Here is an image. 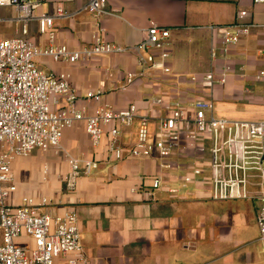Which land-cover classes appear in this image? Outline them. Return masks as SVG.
<instances>
[{
	"label": "crops",
	"instance_id": "crops-1",
	"mask_svg": "<svg viewBox=\"0 0 264 264\" xmlns=\"http://www.w3.org/2000/svg\"><path fill=\"white\" fill-rule=\"evenodd\" d=\"M86 2L45 0L35 9V16L52 13L58 4L63 7L65 15L54 18L52 40L38 31L35 20L27 24V37L40 46L65 44L78 48L91 42L94 34H100L104 40L132 46L145 37L147 25L154 22L170 30L173 51L165 68L139 69L135 55L128 53L99 56L74 64L38 57V67L46 73H68L71 85L80 96L79 102L84 101L82 97L88 90L102 86L104 93L99 104L119 110L135 103L143 113H154L157 109H150L151 97L162 94L165 104L172 105L203 93L197 88L198 83L192 81V76L204 72L210 63L212 65L208 47L218 45L206 26L232 22L239 9L248 10L254 21L253 6H240L252 4L251 0H107L105 9L108 13L98 17L86 9ZM6 9H12L13 15L0 14V18L15 16L14 8L9 6L0 7V12ZM258 24L261 27L253 32L264 33L259 30L264 23ZM10 25L1 26L5 36L14 33L15 25L12 24L13 28ZM253 32L250 33L253 35ZM252 35L251 38L243 37L227 54L218 50L213 61L216 71L219 72L226 62L232 63L231 66L235 62L242 63L241 67L248 71L253 66L248 52ZM128 71L135 72V79L121 90ZM235 74L232 68L226 81L213 87L212 99L220 114L247 117L253 109H236L234 103L225 99V96H231L232 90L238 89L235 86L244 83L238 82ZM197 91L200 94H196ZM96 105L95 102H86V114L91 113ZM135 136L136 124L123 130L119 141L128 145ZM106 142L105 133L100 144L92 146L83 122L63 130L61 144L70 154L96 160L98 165L94 169L99 164L103 168L93 174L92 170L88 175L81 174L74 190H66L62 181L68 164L61 155L35 149L30 155L17 157L12 162L17 185L14 201L19 202L26 195H45L51 202L44 211L52 216L68 209L75 210L85 259L82 264H264L258 254L261 244L257 240L253 202L215 200L214 204H218L223 212L208 213L204 209L206 200L214 199L199 184H194V189L182 186L178 182V169H161L155 156L129 158L124 155L116 160L107 151ZM43 157L47 160L43 161ZM187 158L174 154L170 161L188 166ZM44 164L48 166L45 180L40 178V168ZM62 171L61 176L56 175ZM160 172L165 173V183L153 189L152 181ZM169 188H176V191L171 192ZM243 201L249 202L253 210L250 218L245 212L232 210L240 207Z\"/></svg>",
	"mask_w": 264,
	"mask_h": 264
},
{
	"label": "built area",
	"instance_id": "built-area-1",
	"mask_svg": "<svg viewBox=\"0 0 264 264\" xmlns=\"http://www.w3.org/2000/svg\"><path fill=\"white\" fill-rule=\"evenodd\" d=\"M45 0H0V7H12L15 16L0 18V264H82L85 259L79 237L75 210L68 209L52 216L44 211L51 200L45 195L22 196L13 200L17 189L12 172V162L26 157L35 149L52 151L61 155L68 164L62 177L66 190H74L78 177L88 175L98 162L70 154L61 144L65 128L78 122L84 123L85 132L92 146H98L107 134V151L119 160L157 157L161 169H185L178 176L184 186L195 183L205 188L214 200H251L256 210L258 242L264 247V120L229 119L215 115L212 89L223 84L232 71L225 63L218 72L213 61L217 52L227 54L253 29L261 27L251 19L246 9H239L232 22L210 24V31L217 46L212 44L211 69L192 81L198 83L203 93L187 101L166 105L163 98L151 97L149 105L157 107L154 113H143L135 103L122 109L99 104L104 93L102 86L88 90L80 101L66 72L46 73L38 68L35 60L48 57L53 61L74 64L99 56L133 54L139 66L161 67L168 55L170 30L151 22L145 37L132 46H123L104 40L94 34L92 41L78 48L65 44L40 46L27 37V24L37 22L41 34L53 38L54 18L65 15L58 4L50 14L34 15ZM107 0H87L86 9L98 17L108 13ZM264 4V0H251ZM14 24L12 36H5L1 26ZM157 58L158 60H156ZM135 72L128 71L120 86L125 90L135 79ZM264 77V69L258 72ZM198 79V80H197ZM86 102H95L93 111L86 114ZM156 122L155 137L151 138L150 124ZM136 124L135 140L123 145L119 138L122 131ZM208 140V147L204 141ZM193 156L186 166L172 163L171 156ZM209 154V160L205 159ZM206 166L209 173H205ZM42 179L48 175V166H42ZM165 173L154 177L151 187L165 183ZM175 192L176 188H169ZM148 194V192H147Z\"/></svg>",
	"mask_w": 264,
	"mask_h": 264
},
{
	"label": "rangeland",
	"instance_id": "rangeland-1",
	"mask_svg": "<svg viewBox=\"0 0 264 264\" xmlns=\"http://www.w3.org/2000/svg\"><path fill=\"white\" fill-rule=\"evenodd\" d=\"M240 6H253V8L251 9V12L253 14V19L254 21L258 22V23H264V4H245L243 3L242 5ZM0 14H6L7 16H11L13 15V10L12 9H6L4 11H1ZM14 27V25H10L9 27ZM12 27V28H13ZM255 30V29H253ZM252 30V32H253ZM259 30H261V32H264V27L260 28ZM251 35L252 33L246 35V36H250L251 38ZM244 36V37H246ZM259 39H264V33H258L257 31L253 32V35H252V41H250V46L248 49V52L251 54L250 57H249V60L250 62L252 63L251 65L253 66H250L251 68L246 71L244 66L241 67L242 63H236L234 64V66H231L233 68V72L236 73V77L237 79L239 80L238 82H244L243 84L239 85V86H235V87H238L237 90H232L231 92V96L229 95L228 98L227 96H225V99H227V102H230V103H234L236 109L239 108V109H242V110H248V111H253L248 113L249 115L244 116V117H240V116H243L242 114L240 115H229L227 113H224V114H220V112L217 111L216 108H214V113L215 115L217 116H220V117H224V118H229V119H236V118H245V119H257V120H264V77H258V72L262 69H264V41H261ZM260 41V42H259ZM210 44V43H209ZM172 46V43L170 41V44L166 46V48L168 49V55L167 57H165L163 59V65L161 67H153V66H147V65H144V66H140L139 69H142V70H149V69H163L165 68V64L170 56V53L172 54V51H173V48L171 47ZM210 48H211V45L208 47V52H209V56H210ZM156 60H158L157 58H155ZM159 61V60H158ZM37 66H38V62L35 60ZM228 64H230L229 62H226ZM232 65V63H231ZM211 63L209 66H207L204 70V72L202 73H199V75H197V78L199 76H201L202 74H204L205 72H207L208 70L211 69ZM39 68V67H38ZM40 69V68H39ZM45 71V70H44ZM201 74V75H200ZM185 79H188V77L186 75H184ZM198 80V79H197ZM177 82V80H176ZM186 82V81H185ZM185 82H183L185 84ZM194 87V84L192 82V88ZM197 88L199 89L200 87L198 86L197 84ZM196 94H200V91H197ZM156 97H160V98H163L165 96H163L162 94L160 96H156ZM176 103H180V102H173L172 105L176 104ZM237 105V106H236ZM156 107V106H155ZM224 108V107H223ZM223 111H228V109H221ZM155 126H156V122L155 121H152V123L150 124V134H151V138L154 139L155 137ZM204 144L206 147H208L209 145V141L208 140H205L204 141ZM36 150H39L40 152L42 150L40 149H36ZM205 159L206 160H209V154H205ZM43 161L47 160L45 157L41 158ZM187 160H189V164L188 166L195 160V158L191 155V156H188ZM41 167V164L40 166ZM100 169H103L100 164H99V167L97 169H93L91 171V174H93L96 170H100ZM40 170H42V168H40ZM187 169H179L177 170L176 172H179V176H182L185 171ZM205 173L208 174L209 173V167L206 166L205 168ZM63 174V171L62 172H59V173H56V175L58 176H61ZM43 174L41 173L40 174V178H42ZM179 180V178H178ZM178 182H181L180 180ZM195 183H186L185 185H188L189 188H192L194 189L195 188ZM207 201V205L205 204V211L208 212V213H220V212H223V209H221L218 204H214V202H216L215 200H206ZM205 201V202H206ZM252 203L251 200H248ZM213 202V203H212ZM244 203L242 205H240V207L238 208H232V210H238V211H242V212H245L247 214V217L250 218L252 216V208L249 204V202L247 201H243ZM252 205V204H251ZM258 254H259V257L260 259H264V247H259L258 249ZM59 264H65L64 261H61L59 260L58 261Z\"/></svg>",
	"mask_w": 264,
	"mask_h": 264
}]
</instances>
